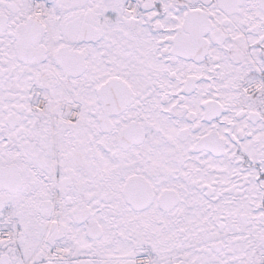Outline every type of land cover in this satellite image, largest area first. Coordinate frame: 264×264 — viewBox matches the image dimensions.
Segmentation results:
<instances>
[{
    "label": "snow or ice",
    "instance_id": "obj_1",
    "mask_svg": "<svg viewBox=\"0 0 264 264\" xmlns=\"http://www.w3.org/2000/svg\"><path fill=\"white\" fill-rule=\"evenodd\" d=\"M0 264H264V0H0Z\"/></svg>",
    "mask_w": 264,
    "mask_h": 264
}]
</instances>
